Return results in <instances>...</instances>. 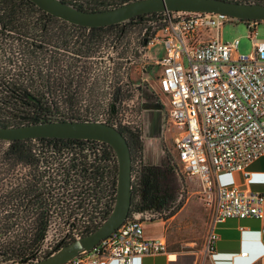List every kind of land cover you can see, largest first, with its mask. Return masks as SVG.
I'll return each instance as SVG.
<instances>
[{"label": "trees", "instance_id": "1", "mask_svg": "<svg viewBox=\"0 0 264 264\" xmlns=\"http://www.w3.org/2000/svg\"><path fill=\"white\" fill-rule=\"evenodd\" d=\"M66 1L102 9L129 0ZM155 14L146 12L126 21L89 27L55 16L32 0H0V124L100 118L88 111L102 108L103 112H98L105 113L102 119L116 124L131 149L129 216L169 201L168 175L179 170L168 152L159 163H145L133 156V148H141V130L120 120V106L126 97L121 76L105 84V89L118 90L106 95L108 90L100 91L103 82L99 74L90 72L94 62L86 63L105 42L116 41L114 49L122 55L131 42L126 39L130 26L153 19ZM116 176L114 150L104 141L0 139V262L32 257L57 217L70 218L80 212L73 225L82 234L95 229L113 206Z\"/></svg>", "mask_w": 264, "mask_h": 264}, {"label": "built area", "instance_id": "2", "mask_svg": "<svg viewBox=\"0 0 264 264\" xmlns=\"http://www.w3.org/2000/svg\"><path fill=\"white\" fill-rule=\"evenodd\" d=\"M231 17L219 11H156L150 26L132 40L140 52V66L159 68L156 82L167 105L166 129L174 132L176 157L182 171L198 179L210 207L206 256L214 252L217 223L228 217L264 218V192L227 186L218 179L222 170L248 177L250 163L264 155V38L256 36L259 20L246 19L252 50L238 51V38L228 41L220 36L221 26ZM156 44L161 48L150 53ZM67 219L57 245L83 235L72 216ZM143 220L128 216L92 248L63 264H133L135 256L166 252L164 237L145 236ZM35 254L25 259L41 258Z\"/></svg>", "mask_w": 264, "mask_h": 264}, {"label": "rangeland", "instance_id": "3", "mask_svg": "<svg viewBox=\"0 0 264 264\" xmlns=\"http://www.w3.org/2000/svg\"><path fill=\"white\" fill-rule=\"evenodd\" d=\"M143 22L144 23L138 25L132 24L130 26L131 32L127 34L126 39L131 42L122 55H117V49H114V47L117 46L116 41L105 42L97 51L96 56L91 58L90 61H87L86 64L89 66L94 62V64L91 65L90 72H92L94 76L99 74V80L103 82L100 91L104 93L108 90L106 95L116 93L118 90L113 87H110V89L107 87V89H105V84L111 80H117V75L121 76L122 80H119V82L122 81L123 91L126 94L120 106L121 122L125 124L129 123L133 128L138 127L140 129L141 127V131H143V127L145 128V134L143 135L144 141L148 144H152L148 149L153 157L160 155V150L158 149V141L160 140V143L163 145V148L160 147L163 152L161 153V159L163 155L168 152L171 154V162L176 163L177 169L179 170L177 173L172 171L169 172L170 174L168 173V185L170 187L168 192L171 195L169 201H166L160 208L148 210V213H146L145 210L133 215H139L145 219L165 220L164 236H166L167 250L172 248L177 252H189L190 254H192L193 251H197L200 257L196 262H200L205 255L203 247L206 233L210 226V207L204 198L198 179L184 173L176 157L172 139L174 132L166 129L167 123L165 116L167 105L164 104L160 98L158 84L156 82L159 68L147 66L144 70L142 65L140 66V52L134 43H132V40L138 33L144 30L145 27L150 26V20ZM256 30V36L264 38V20L258 21ZM220 36L223 40L228 41L238 38L237 50L240 52H250L252 50L253 39L250 37V28L245 20L231 17L221 26ZM120 47L121 46H119V48ZM159 48H161V45L156 44L150 49V53L153 54ZM81 63H83V61H81ZM120 70L127 73L124 76L125 79L121 75ZM80 71L81 66L78 67V72ZM90 72L89 74H91ZM104 73H108V75L104 77ZM92 79L93 77L90 76L89 80ZM87 92L88 91H83L84 94ZM101 109L102 108L99 110L102 111ZM99 110L92 108V112L88 111V114L105 117V113H98ZM139 152L140 148H133V156L137 159H140ZM134 163L136 166L137 162L134 161ZM229 178L230 176L225 173L220 174V180L223 182ZM171 210H174L173 213L178 211L177 215L170 217L169 212ZM80 214V212L74 213L72 218L77 220L76 217L77 215L80 216ZM146 214L150 217L146 216ZM65 219L67 218H63V216L55 218L47 240H45L40 250L35 254V257L45 256L47 253L60 246L57 245V242L65 229L62 226L66 221ZM144 222H146L144 224V233L146 235H155L162 231L161 225L158 222Z\"/></svg>", "mask_w": 264, "mask_h": 264}, {"label": "water", "instance_id": "4", "mask_svg": "<svg viewBox=\"0 0 264 264\" xmlns=\"http://www.w3.org/2000/svg\"><path fill=\"white\" fill-rule=\"evenodd\" d=\"M43 10L84 26H103L131 19L146 12L163 10L219 11L246 20H264V2L248 0H129L102 9H86L66 0H32ZM62 137L95 139L108 143L117 161L116 193L107 217L92 231L66 242L49 254L35 259L0 264H63L81 250H89L128 216L132 198L130 145L120 129L97 118H51L13 125L0 124V139Z\"/></svg>", "mask_w": 264, "mask_h": 264}, {"label": "crops", "instance_id": "5", "mask_svg": "<svg viewBox=\"0 0 264 264\" xmlns=\"http://www.w3.org/2000/svg\"><path fill=\"white\" fill-rule=\"evenodd\" d=\"M151 100V99H148ZM142 112V110H141ZM142 115V113H141ZM142 118V116H141ZM145 128L141 131L142 144L140 148V159L145 163H159L163 145L158 141L160 155L152 156L148 144L144 141L143 135ZM250 174L245 177L240 171H219L218 179L221 184L232 186L237 185L241 188L257 190L264 192V155L253 160L248 166ZM225 173L230 176L225 182L220 180V174ZM178 211L171 216L177 215ZM147 221L149 223L158 222L161 225V232L155 235H146L147 237H164L165 225L164 221L159 219L143 220V227ZM218 238L215 241L214 252L211 255H204L200 262H196L200 257L197 251L182 253L177 252L172 248L166 249V252L155 254L135 256L133 264H261L264 256V218L253 216L246 217H228L224 221L219 222L215 226ZM247 250L246 255H241L240 252ZM86 264H101V263H86ZM106 264H115V261H110Z\"/></svg>", "mask_w": 264, "mask_h": 264}]
</instances>
